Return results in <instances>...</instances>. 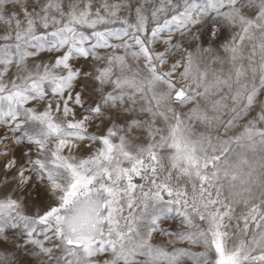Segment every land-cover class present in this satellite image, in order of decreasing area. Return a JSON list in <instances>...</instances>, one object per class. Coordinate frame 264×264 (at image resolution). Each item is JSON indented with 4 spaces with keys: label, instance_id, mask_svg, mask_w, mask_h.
I'll list each match as a JSON object with an SVG mask.
<instances>
[{
    "label": "rangeland",
    "instance_id": "374dc122",
    "mask_svg": "<svg viewBox=\"0 0 264 264\" xmlns=\"http://www.w3.org/2000/svg\"><path fill=\"white\" fill-rule=\"evenodd\" d=\"M0 264H264V0H0Z\"/></svg>",
    "mask_w": 264,
    "mask_h": 264
}]
</instances>
